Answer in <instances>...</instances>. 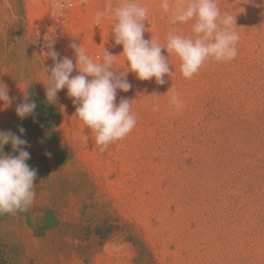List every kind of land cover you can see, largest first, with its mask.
Returning a JSON list of instances; mask_svg holds the SVG:
<instances>
[{"label": "rangeland", "instance_id": "374dc122", "mask_svg": "<svg viewBox=\"0 0 264 264\" xmlns=\"http://www.w3.org/2000/svg\"><path fill=\"white\" fill-rule=\"evenodd\" d=\"M56 2L0 0V84L15 98L0 110V131L26 139L38 169L27 210L0 214V264H264V0H217L234 18L237 56L209 59L185 79L172 54L162 85L128 71L114 19L95 25L107 0H72L54 16ZM138 2L148 8L145 39L192 34L193 21L171 23L160 0ZM45 37L74 61L73 42L97 62L106 48L117 74L128 71L132 87L116 102L132 103L137 124L106 151L66 88L47 100ZM25 95L37 108L21 119ZM3 151L18 155L11 143Z\"/></svg>", "mask_w": 264, "mask_h": 264}, {"label": "clouds", "instance_id": "9594fccd", "mask_svg": "<svg viewBox=\"0 0 264 264\" xmlns=\"http://www.w3.org/2000/svg\"><path fill=\"white\" fill-rule=\"evenodd\" d=\"M71 6L72 0H58L52 6V14L62 15ZM160 7L165 13L171 12L173 24L193 21L192 34L169 32L166 45L152 38L145 39L144 21L148 17V8L138 0H107L104 9L94 17L97 26L103 19H114L112 33L115 44L123 46L122 54L128 71L136 73L139 80L155 78L157 84H164V77L174 74L169 61L172 54L180 59V71L185 79H191L209 59L221 62L237 56L239 35L233 28L234 18L229 13H221L217 0H179L175 4L172 0H160ZM44 39L48 48L46 54L53 61L51 66L45 67L52 81L46 87L47 100L52 103L57 93L66 88L68 96L78 105L75 116L95 134L99 150L106 151L110 144L125 138L137 124L132 103L127 98H121L118 104L116 102L117 90L128 92L132 87L126 78L128 71L117 74L116 55L106 48L97 62L81 44L73 42L69 47L74 51V61L69 56L61 57L52 38ZM163 49L167 50L168 57L162 54ZM74 70L76 75H73ZM14 99L9 96L7 86L0 84V101L3 102L0 110L10 107ZM170 103L177 112L183 108L175 94L171 96ZM36 108V103L25 95L15 111L18 117L24 119L33 115ZM153 110H158V105ZM19 132L23 134L25 129L19 127ZM9 143L18 155L5 154L4 151L0 155V214L27 210L36 195L34 181L38 169L27 163L31 158L29 151L25 150L28 141L11 131H0V148ZM46 155L50 157L51 153Z\"/></svg>", "mask_w": 264, "mask_h": 264}]
</instances>
